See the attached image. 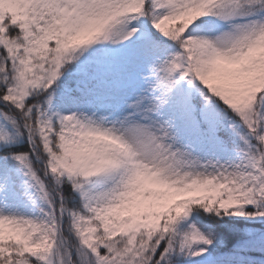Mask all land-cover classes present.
<instances>
[{
	"label": "snow or ice",
	"instance_id": "6c2138e0",
	"mask_svg": "<svg viewBox=\"0 0 264 264\" xmlns=\"http://www.w3.org/2000/svg\"><path fill=\"white\" fill-rule=\"evenodd\" d=\"M234 218L264 225V0H0V264H264Z\"/></svg>",
	"mask_w": 264,
	"mask_h": 264
},
{
	"label": "trees",
	"instance_id": "16d2710c",
	"mask_svg": "<svg viewBox=\"0 0 264 264\" xmlns=\"http://www.w3.org/2000/svg\"><path fill=\"white\" fill-rule=\"evenodd\" d=\"M153 31H155V30H153ZM192 217L193 218L195 217V213L192 214ZM225 219L228 220L229 218H225ZM229 225L234 226L235 229L241 230V231L244 229H247V228H252V227H255V228L264 227V225L249 222V221H246L242 218H234V219L230 220ZM224 231L226 232L225 244H227L229 246L231 245L232 242L235 241L236 238H238L241 235V231H230L227 228H225ZM252 255L259 257L261 254L260 253H252Z\"/></svg>",
	"mask_w": 264,
	"mask_h": 264
},
{
	"label": "rangeland",
	"instance_id": "374dc122",
	"mask_svg": "<svg viewBox=\"0 0 264 264\" xmlns=\"http://www.w3.org/2000/svg\"><path fill=\"white\" fill-rule=\"evenodd\" d=\"M21 211H24V212H29L31 211L33 214H35V209L31 208V206L29 205L28 207H21Z\"/></svg>",
	"mask_w": 264,
	"mask_h": 264
}]
</instances>
